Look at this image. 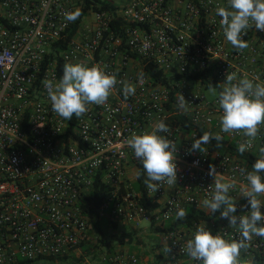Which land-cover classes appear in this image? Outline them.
<instances>
[{
  "label": "built area",
  "instance_id": "obj_1",
  "mask_svg": "<svg viewBox=\"0 0 264 264\" xmlns=\"http://www.w3.org/2000/svg\"><path fill=\"white\" fill-rule=\"evenodd\" d=\"M101 1L113 8L91 9L71 36L79 18L71 22L65 15L81 10L83 0H0V264L82 259L90 240L85 209L98 182L108 191L99 216L136 228L142 221L159 227L171 248L164 252L168 264H199L182 248L202 223L213 235L240 239L238 228L202 201L211 199L214 167L221 182L236 181L229 193L235 215L250 211L244 207L248 182L241 169L251 171L260 158L264 126L241 155L237 147L247 138L221 132L218 96L208 98L206 92L222 91L229 73L264 84V31L250 28L243 37L249 46L239 51L226 40L216 14L227 0ZM114 20L121 22L120 34L112 30ZM80 62L118 73V80L136 87L135 95L125 99L117 84L104 105L63 119L52 111L42 82L59 81L61 64ZM150 64L167 83L147 73ZM181 95L187 110L180 107ZM160 120L171 132L159 134L177 144V183L150 192L143 164L127 140L133 132L152 131ZM204 132L220 133L222 147L212 140L204 145L207 151H190ZM178 208L198 218L169 229L180 221ZM83 258V264L96 262ZM241 260L264 264V238L253 236ZM99 261L139 264L136 255L107 247Z\"/></svg>",
  "mask_w": 264,
  "mask_h": 264
},
{
  "label": "clouds",
  "instance_id": "obj_2",
  "mask_svg": "<svg viewBox=\"0 0 264 264\" xmlns=\"http://www.w3.org/2000/svg\"><path fill=\"white\" fill-rule=\"evenodd\" d=\"M216 14L221 17L226 40L239 51L248 48V43L243 39L247 31L255 27L264 31V0H227L226 7H218ZM82 12L76 9L66 13L65 19L76 21ZM118 73L107 72L100 65L89 67L83 62L66 63L62 78L59 81L45 79L42 83L51 101L52 111L65 120L73 116L81 118L88 110L89 105H104L117 84L122 85L125 99L134 96L136 87L127 80H118ZM235 81V82H234ZM209 91L218 96L219 108L222 109L220 117L221 132L242 133L247 139L241 142L237 150L243 155L258 137L261 126H264V84L253 83L248 78L237 80L234 73L226 76L222 91L217 93L216 87ZM189 103L183 95L180 96V107L187 110ZM170 127L160 120L152 131L143 134L133 132L127 144L134 150L136 159L143 164L146 172L144 184L150 192H157L161 184L173 185L177 183V144L165 135L170 133ZM212 140L217 142V147H222L223 136L220 133L204 132L196 139L190 151H207L204 145ZM260 158L252 165V170L241 169L245 175L248 186L242 189L243 197L248 198L250 211L245 215L237 216L236 202L229 195L235 189L236 181L221 182L217 177L214 167L209 175L215 177V182L210 186L211 199H204L202 205L211 213L221 212V218L229 221L230 228H238L240 239L228 240L224 235H213L206 224L196 227L192 239L186 241L182 251L199 264H242L241 252L247 251L253 236L264 238V201L259 197L264 196V147L259 149ZM223 206V210L221 208ZM187 212L178 208L175 219L184 220ZM168 254L171 248L163 249ZM243 264H252L244 260Z\"/></svg>",
  "mask_w": 264,
  "mask_h": 264
},
{
  "label": "trees",
  "instance_id": "obj_3",
  "mask_svg": "<svg viewBox=\"0 0 264 264\" xmlns=\"http://www.w3.org/2000/svg\"><path fill=\"white\" fill-rule=\"evenodd\" d=\"M100 5V9L102 10H110V8H113L112 4L109 2H103L101 0H83V7L81 9L82 15L77 20L74 30L71 33V36L74 34L75 30L79 26L82 18L90 11L91 9H97V6ZM121 22L120 20H114L111 24L112 30L116 31L117 34L121 33L120 30ZM61 67L64 69V65L61 64ZM147 73H149L156 81H159L161 83H167L168 79L166 77L162 76V73L158 71V69L155 68L154 65L150 64L146 67ZM184 123V121H183ZM185 126V125H184ZM188 127V125H187ZM140 181L142 180V175L140 176ZM107 189L105 185L100 184V182L96 183V187L94 189V192L92 196L89 198L90 208H86L85 211L87 212V218L89 220V227L91 229H94L97 231V233L100 236L99 244L100 246L107 247L110 251L114 249L115 244L125 245L127 243H130L133 240V234L131 232H113L110 233L109 229L113 228L116 229L117 225L115 223H112L110 220H108V223L106 227H102L100 224L101 217L99 216L98 210L101 208L102 205L107 200ZM146 198L142 199V202L145 203ZM198 217L194 215L193 212L189 211L187 213V218L184 220L178 221V223L170 224L169 229H172L173 227L177 226L178 224H187L189 225L193 220H196ZM112 225V227H110ZM157 231H160L159 228H155ZM86 245V244H85Z\"/></svg>",
  "mask_w": 264,
  "mask_h": 264
},
{
  "label": "rangeland",
  "instance_id": "obj_4",
  "mask_svg": "<svg viewBox=\"0 0 264 264\" xmlns=\"http://www.w3.org/2000/svg\"><path fill=\"white\" fill-rule=\"evenodd\" d=\"M206 95L208 98H212L214 96L211 92H206ZM105 213L107 216L110 215L109 210H107ZM108 220L109 219L107 217L101 218L100 224L102 225V227H106ZM112 223H115V222H112ZM117 226H118V223H117ZM133 226H134V224H132V223H124V222L120 221L119 222V232L128 231V230L131 231ZM141 226H142V229L151 230V224L148 221H142ZM110 227H112V225H110ZM109 232L113 233L114 229L110 228ZM141 233H143V235H142L143 237H141V241L146 246V248H145L146 250H151L150 247H151L152 243L154 242V244H153L154 248L151 251L153 253H154V251H159L160 247L157 244H155L157 242L159 245H161L160 250L164 253L163 249L165 248L166 241H165L164 236L161 233L154 231V230H151L150 232L148 231V233H146V234H144L145 232L142 230ZM88 235L91 238V241H88L90 243L87 242L89 247H87V244H86V246H84L82 248V252H83L82 255H83V257H87L90 261L91 260L95 261L94 258H97L96 259V261H97V260H99V256L103 253L102 252L103 246H100V244H99L100 236L96 230L91 229V228H89ZM87 248H88V250H87ZM127 248H129V247H127ZM125 250L128 251L131 249L129 248V249H125ZM135 251L140 252V250H138V249H135ZM150 256L152 257L151 254H150ZM83 257H82V259H77V258H75L73 260L70 259L69 261H66L64 264H83V262H84ZM155 262H151V264H154ZM96 264H98V261ZM155 264H161V262H158Z\"/></svg>",
  "mask_w": 264,
  "mask_h": 264
},
{
  "label": "crops",
  "instance_id": "obj_5",
  "mask_svg": "<svg viewBox=\"0 0 264 264\" xmlns=\"http://www.w3.org/2000/svg\"><path fill=\"white\" fill-rule=\"evenodd\" d=\"M119 222L120 221L115 222L116 225L118 223V226H117L116 229H114V232H119ZM141 223H140V226L138 228L133 226L131 231L130 230L127 231V232H131L133 234V240L130 243H127L125 245L115 244L114 245L115 246L114 249L115 250L116 249L117 250H123L125 252L130 253V254L136 255L139 258V264H151V262H155V261H156L155 263L161 262V264H168L166 262L165 258H164V253L160 250L161 245H159L157 242L155 244H157L160 247L159 251H154V253L151 251L154 248L153 247L154 242L152 243V245L150 247L151 250H146L145 249L146 246L141 241V237H143L142 236L143 233H141V231L143 230L145 232L144 234H146V233H148V231L150 232L151 230H154V231H157V230L155 229L156 228L155 226H151V230L142 229ZM157 228H159V227H157ZM122 232H125V231H122ZM157 232L162 234V230L161 229H160V231H157ZM89 241H91V238H90ZM88 243H90V242H88ZM88 243H87V247H89ZM127 247H129L131 250L126 251L125 249H129ZM135 249L140 250V252H136ZM87 250H88V248H87ZM102 252H103V247H102ZM150 254L152 255V257L150 256ZM96 259L97 258H94L95 261H96ZM97 261H98V264H101L99 260H97ZM97 261L94 264H96Z\"/></svg>",
  "mask_w": 264,
  "mask_h": 264
}]
</instances>
